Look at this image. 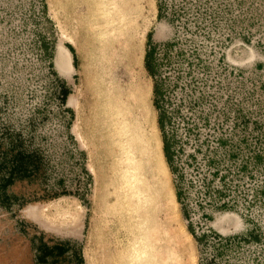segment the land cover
I'll use <instances>...</instances> for the list:
<instances>
[{
	"label": "rangeland",
	"instance_id": "1",
	"mask_svg": "<svg viewBox=\"0 0 264 264\" xmlns=\"http://www.w3.org/2000/svg\"><path fill=\"white\" fill-rule=\"evenodd\" d=\"M100 2L0 0V264H124L142 211L163 264H198L163 153L148 42L189 218L211 231L207 264H264V0H162V17L157 0L132 2V59L122 56L151 89L164 180L155 212L135 208L107 137L100 63H127L110 57L106 28L121 18ZM214 232L234 238L218 247Z\"/></svg>",
	"mask_w": 264,
	"mask_h": 264
},
{
	"label": "bare ground",
	"instance_id": "2",
	"mask_svg": "<svg viewBox=\"0 0 264 264\" xmlns=\"http://www.w3.org/2000/svg\"><path fill=\"white\" fill-rule=\"evenodd\" d=\"M132 2L134 0H101L100 2L104 6L108 5L109 11L113 8V13L121 18L106 28V33L112 39L108 40L111 46L110 57L114 63H127L125 68L122 67L118 71H113L111 62L100 63L99 77L107 92L110 93L106 98L108 106L105 108L108 115L103 116L107 119V125H113V134L107 137L108 139L115 137L114 139L117 140V157L122 160L121 173L131 189L130 195L134 198L135 208L139 210L150 208L152 212H155L157 207L164 204V180L161 170V151L152 131L149 88L138 78L136 72L132 71L133 62L122 56L128 55L132 59L130 36L127 24L124 22V19L130 18L132 14ZM104 12L107 11L104 10ZM122 34H125L124 38H120ZM59 55L60 68L69 69L71 65L68 51L63 46L59 49ZM76 100L74 96L69 101L77 108ZM76 133L82 138L78 131ZM107 137L105 136L106 140ZM106 150L105 155H108ZM142 214L143 216L137 213V220L143 226H136V233L126 245L124 264H163L162 252L152 250V243L155 242L149 237V230H146L145 224L148 223V218L143 211Z\"/></svg>",
	"mask_w": 264,
	"mask_h": 264
},
{
	"label": "trees",
	"instance_id": "3",
	"mask_svg": "<svg viewBox=\"0 0 264 264\" xmlns=\"http://www.w3.org/2000/svg\"><path fill=\"white\" fill-rule=\"evenodd\" d=\"M157 5H158V16L162 17L164 14V6H163L162 0H157ZM152 51H153L152 44L151 42H148L146 52H145V66L148 72L153 77V81H154L153 83V103L158 112L157 122H158V126L160 128L161 136H162L163 153L165 156V160L169 166V169L173 175V184L175 188L176 199L180 205L181 212L187 221V228L189 232L195 238L197 245H198V249H199L198 264H207V260L205 256V247H206L207 242L209 241V236H210L209 233L211 231L202 230V232H198V230H196L192 226V223L189 218L190 208H189V204L187 200L186 189L182 182V175L180 174V169L176 163V150L174 147L173 140L171 136H169L166 130L168 120H167V114L162 104L161 86L159 85V81L155 74V69L151 63ZM68 92H69V89L65 88L64 96H66ZM214 235L219 237V240L217 241L218 247L226 246L230 242V240L234 238V235H223L218 232H214Z\"/></svg>",
	"mask_w": 264,
	"mask_h": 264
},
{
	"label": "crops",
	"instance_id": "4",
	"mask_svg": "<svg viewBox=\"0 0 264 264\" xmlns=\"http://www.w3.org/2000/svg\"><path fill=\"white\" fill-rule=\"evenodd\" d=\"M72 44H73V47L76 46V44L74 42ZM150 96H151V89L149 90V98H150ZM77 99H78V104H79V98L77 97ZM150 105H151V98H150Z\"/></svg>",
	"mask_w": 264,
	"mask_h": 264
}]
</instances>
